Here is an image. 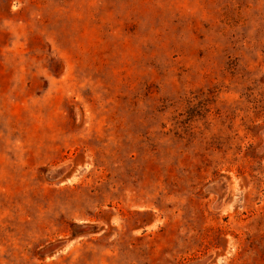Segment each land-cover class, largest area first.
<instances>
[{
	"label": "rangeland",
	"instance_id": "374dc122",
	"mask_svg": "<svg viewBox=\"0 0 264 264\" xmlns=\"http://www.w3.org/2000/svg\"><path fill=\"white\" fill-rule=\"evenodd\" d=\"M0 264H264V0H0Z\"/></svg>",
	"mask_w": 264,
	"mask_h": 264
}]
</instances>
